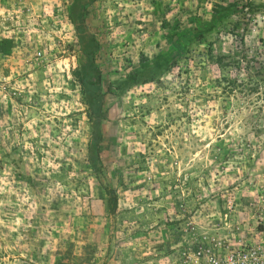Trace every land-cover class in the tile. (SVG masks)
<instances>
[{
	"label": "rangeland",
	"instance_id": "1",
	"mask_svg": "<svg viewBox=\"0 0 264 264\" xmlns=\"http://www.w3.org/2000/svg\"><path fill=\"white\" fill-rule=\"evenodd\" d=\"M79 1L1 5L0 264H183L201 242L247 243L264 207V86L224 94L234 70L206 54L245 55L240 79H256L264 0Z\"/></svg>",
	"mask_w": 264,
	"mask_h": 264
},
{
	"label": "trees",
	"instance_id": "2",
	"mask_svg": "<svg viewBox=\"0 0 264 264\" xmlns=\"http://www.w3.org/2000/svg\"><path fill=\"white\" fill-rule=\"evenodd\" d=\"M79 0H74L75 5L78 7H84L81 6V2H78ZM83 8V9H84ZM235 8L232 6H226V7H220L218 9H215L213 12L212 20L215 24H221L223 19L228 18L231 16V14L234 12ZM83 19L84 15L82 16L80 21H75L73 19V22L75 21L76 28H75V36L80 44L84 43L87 40V36L84 33L85 32V27L83 26ZM94 50V47L92 43L90 42L88 48H81L80 52L81 54L86 57V61L84 64L89 65V67L94 68L93 65H91L92 62V52ZM190 51V50H189ZM208 54H206V59H212L213 63L219 67H229L232 70H234L233 74L229 77V79H226L227 84L225 85L226 87H221V85L217 82V87L221 89V91L229 96H234L236 97L237 94H243L246 95L247 97V85H248V92H253L256 93L258 92V89L261 86H264V67L263 66H258L256 69V74L253 81L249 83H245V79H240L241 76V67H240V60L244 61L246 60V56H238L236 53L227 55V56H222V55H212V51L208 50ZM193 54L191 52H186L185 57L187 59H191ZM161 60V57H159ZM246 63V62H245ZM156 66V64H153ZM246 66V64H245ZM253 68L251 65L248 64L247 68ZM259 73V78L257 77ZM253 75H250L252 77ZM139 80V75L138 73L134 72L126 76V81L128 83H138ZM82 84L86 89V94L90 96H97L96 99H93L92 103L88 106V118L91 123V138L89 140V146L92 147V156H91V164L94 167L96 163H99L100 158H99V152H98V144L101 141V136H100V131H99V124L101 120V106L102 102L100 100L101 97V92H100V85L93 84L92 83V78L89 75L85 76L82 80ZM114 199H111L109 196L108 199V209L109 211H112L114 208Z\"/></svg>",
	"mask_w": 264,
	"mask_h": 264
},
{
	"label": "built area",
	"instance_id": "3",
	"mask_svg": "<svg viewBox=\"0 0 264 264\" xmlns=\"http://www.w3.org/2000/svg\"><path fill=\"white\" fill-rule=\"evenodd\" d=\"M217 242L211 244L215 248L207 247L201 242V245L195 246L193 253L185 256L183 264H189L190 260L193 264H200L199 260L204 264H264V207L248 234L247 243L242 244V241L235 248L222 250L220 241Z\"/></svg>",
	"mask_w": 264,
	"mask_h": 264
},
{
	"label": "flooded vegetation",
	"instance_id": "4",
	"mask_svg": "<svg viewBox=\"0 0 264 264\" xmlns=\"http://www.w3.org/2000/svg\"><path fill=\"white\" fill-rule=\"evenodd\" d=\"M2 1V3H1ZM0 1V11L1 10V5H3V7L5 8V11H7L8 13H10V4H9V0H1Z\"/></svg>",
	"mask_w": 264,
	"mask_h": 264
},
{
	"label": "crops",
	"instance_id": "5",
	"mask_svg": "<svg viewBox=\"0 0 264 264\" xmlns=\"http://www.w3.org/2000/svg\"><path fill=\"white\" fill-rule=\"evenodd\" d=\"M78 2H81V1H78Z\"/></svg>",
	"mask_w": 264,
	"mask_h": 264
}]
</instances>
